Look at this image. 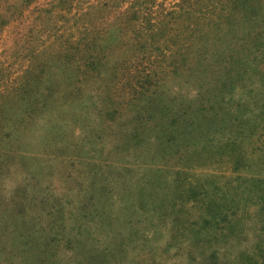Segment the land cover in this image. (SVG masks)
<instances>
[{"label": "rangeland", "instance_id": "374dc122", "mask_svg": "<svg viewBox=\"0 0 264 264\" xmlns=\"http://www.w3.org/2000/svg\"><path fill=\"white\" fill-rule=\"evenodd\" d=\"M0 264H264V0H0Z\"/></svg>", "mask_w": 264, "mask_h": 264}, {"label": "trees", "instance_id": "16d2710c", "mask_svg": "<svg viewBox=\"0 0 264 264\" xmlns=\"http://www.w3.org/2000/svg\"><path fill=\"white\" fill-rule=\"evenodd\" d=\"M115 31L117 32V34H115ZM124 32L125 29L122 25L118 24V26H116V24L106 22L103 25V27H101V29H98L97 31L94 32V37L92 39V43L90 44V47L92 49L94 48L101 49L103 51L101 53L104 55V57L109 58L110 62L112 59V62L114 63H121V61H124L121 55L119 56L117 61L113 58L114 56H116V53H118L120 49L121 41L123 37L122 34Z\"/></svg>", "mask_w": 264, "mask_h": 264}]
</instances>
